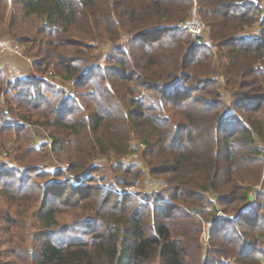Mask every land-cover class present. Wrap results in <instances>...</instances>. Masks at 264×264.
Wrapping results in <instances>:
<instances>
[{"label": "trees", "instance_id": "16d2710c", "mask_svg": "<svg viewBox=\"0 0 264 264\" xmlns=\"http://www.w3.org/2000/svg\"><path fill=\"white\" fill-rule=\"evenodd\" d=\"M260 1L0 0V34L10 32L28 49L36 72L54 69L81 91L71 98L42 80L12 84L0 71L6 94L0 149L14 143L17 162L26 168L23 174L1 167L0 194L17 205L23 187L31 186L35 223L27 229L39 231L28 233L19 213L0 216V264H264V188L243 212L252 188L264 186ZM196 10L218 53L179 26ZM258 23L259 34L240 37ZM107 42L114 45L108 59H82L84 49L93 52V45ZM216 82L233 90L232 100L211 90ZM141 91L154 95L145 98ZM20 121L47 133L55 158L82 181L79 188L68 179L38 184L37 166L25 162L50 153L46 146L30 148ZM135 141L162 187L153 206L104 192L85 178L100 158L116 161L129 175L137 165L123 168L121 159L132 155ZM50 198L85 211L94 199L99 207L84 222L59 226L60 209ZM219 212L222 218L214 219ZM200 216L204 222L214 217L207 254ZM101 224L100 231H88Z\"/></svg>", "mask_w": 264, "mask_h": 264}, {"label": "rangeland", "instance_id": "374dc122", "mask_svg": "<svg viewBox=\"0 0 264 264\" xmlns=\"http://www.w3.org/2000/svg\"><path fill=\"white\" fill-rule=\"evenodd\" d=\"M259 5L264 15V0H261L259 2ZM193 20L199 23H202L204 25V30L198 35H195L191 32L189 33L193 37H195L197 41L200 42L198 44H204V45L211 46L213 52H217L218 50L216 49L214 44H212L210 31L208 27L206 26L205 22L202 20V17L198 14L197 10L192 16H190L184 22H191ZM260 30H261V26H260V23H258L254 27H246L239 35L240 37L242 36L241 35L242 33L243 35H256V34H259ZM126 39L127 37H122L119 43L125 45L127 41ZM93 46H95L96 48L95 50H93V52L92 51L90 52L87 49L83 50L84 54L82 55V59L84 58L89 59L92 57H96L97 59H100L101 62H103L105 61V59H108L109 53L114 48L113 47L114 45L111 42H107V43H103L99 45L95 44ZM77 58L80 59L81 57L77 56ZM1 70L6 72L7 80H9L12 84L20 80L18 76L32 74V77L30 79L42 80V82L45 83V86H47L46 83H48L49 87L57 88L56 86H58V91L59 90L63 91L65 96H70L67 94V93H70L71 98H72L74 94L81 92L79 89H77L74 86L73 81H63L59 76H56V74L53 71L54 69L42 75L36 72L35 58L31 54H29V51L26 47L18 44L15 38L8 31L0 34V71ZM219 82H216L211 90H215V91L217 90V92L221 94V99L228 100V101L232 100V94H234L233 90L231 88L226 87L224 82L223 84L221 83L219 84ZM247 90L248 89H245V91ZM141 94L143 97L149 98V96H151L153 93H147L145 91H141ZM5 100H6V94H4V90L2 92L0 91V109H1V103L3 102L5 103ZM2 121L3 119L0 116V125L4 124ZM18 123L21 126H24L25 129L28 131V133H30L31 139L29 142V146L33 151L40 152L46 146L49 150L48 153H50L48 158L47 157L44 158V156H41V155H38L33 158H30V157L28 158L27 156L29 160L26 161L25 163L31 161L33 164H35L37 166L36 173L41 176V178L38 181V184L39 185H43V184L49 185L51 184V182H54V181L63 183L65 182V180L68 179L70 184H72L74 187L76 186L79 188V186H81L82 184V181L80 182V180H75L74 178H71L72 176H70L67 173V170H68L67 164H62L57 160V158H55L52 152L53 144L50 142V139L47 137V133L39 127H34V125L32 124H28L25 122L23 123L22 121ZM259 146L263 148L262 152L264 154V144H259ZM132 151H133V153H131L132 155H128L127 157H124L121 159V162L123 164L121 166H123V168L124 166L133 167L134 165H137V168H133L132 172L129 173V175H124L123 171H119L120 167L118 165L120 164H117L116 161L111 160L109 158H100L97 160V164H96V167L93 173H90L85 178H87L86 179L87 181H90L91 179L94 180L95 182L92 183L94 187L97 186L98 188H101L102 190H104V192H109L112 195L119 196L120 198L122 197L118 193L120 189L122 190L131 189L133 190V195H130L131 198H133L138 203H147L153 206L154 204H153V201L151 200L156 198V195H155L156 192L162 191L161 189L162 187L157 188V189L155 188L159 184V182L157 181L158 179L156 177L150 175L149 165L145 159L146 151H145L144 146L141 143L135 141L133 142V145H132ZM18 155L19 154L16 152V146L14 143H8L6 145H3L2 149H0V168L4 166L2 165V161L5 160V161H9L11 164L16 165L17 168H19V171L24 174V172L26 171V168L23 167L24 164H20L19 162H17ZM7 168L17 170L15 169L16 167L15 168L7 167ZM32 175H34V173H31V176ZM122 178L130 179V182H132V184L129 185L128 181L126 182ZM80 179L82 180L83 178H80ZM33 180L35 181L36 177H33ZM4 183L5 182L3 180L0 181V190H2L1 186H4ZM5 185H8V184H5ZM30 187L31 186L23 187L22 189L24 190L23 196L25 197H21L22 199H20L17 205L8 204L6 200L4 199V197L0 194V216L1 218L4 217L8 213V211L11 212V217H16L19 213L20 218L23 224L25 225L24 229L28 233L37 232V231H28L29 229H27L30 226H32V224L35 223L34 219L32 218L33 217L32 216L33 207L31 206V204H34L32 201L35 200L36 198H34L35 195H32V191L29 193ZM257 188L263 189L264 186L262 183H260L259 185L253 187L252 189H257ZM103 199L104 197L100 198L101 201L99 202L101 203ZM88 202L91 204L92 208L89 211H85L82 208H77L74 206L67 208L64 206L65 204L64 201L56 199V198H50V201H49V203L51 205H54L55 208L60 209L61 216H60L59 221L61 223L59 226H64L66 224L73 223V222H79V221L84 222L86 221L85 217L87 216L92 217V215H95V210L99 207L97 203L99 202H96L94 199ZM94 207H95V210L93 209ZM110 207L112 206L110 205ZM104 217L105 219H108L106 212L104 213ZM214 217H213L214 219L222 218L220 215H218V213ZM198 218L200 222L204 224L203 232L200 238V245L202 247L203 252L207 254L208 249L212 246L210 245V242H211L210 231L213 226V221H212L213 218H211V220L208 222L203 221L204 220L203 216H200ZM99 221L102 222L101 220ZM91 222H92V218H91ZM76 225L79 227L83 226V225H78V224ZM103 225L104 224H101V227H99L98 225L92 226V229L89 228L90 230L88 231H91V230L100 231ZM1 226H5V223H1ZM58 237L59 239H64L65 237L67 238V236H60V235H58ZM1 238H3L2 235H0V239ZM0 241H4V238L1 239ZM2 248L4 247L1 246V242H0V254H1ZM22 255L24 256V254ZM263 263H264V260H263Z\"/></svg>", "mask_w": 264, "mask_h": 264}, {"label": "built area", "instance_id": "2783aa9c", "mask_svg": "<svg viewBox=\"0 0 264 264\" xmlns=\"http://www.w3.org/2000/svg\"><path fill=\"white\" fill-rule=\"evenodd\" d=\"M179 26L182 29H185L188 32H191V33H193L195 35L200 34L204 30V25L202 23H199V22L195 21V20H193L191 22H183V23L179 24ZM16 50H18V49H16ZM51 143H50V145H51ZM12 167H16L17 168L16 165H12ZM261 191H262L261 188L260 189H258V188L257 189H252L251 190V192L249 193V204L244 209V211H243L244 213L249 212V210L255 205L256 198L261 193ZM118 193L121 196H127V195L130 196V195H133V190H131V189H128V190L120 189L118 191ZM218 215H221V213L219 212Z\"/></svg>", "mask_w": 264, "mask_h": 264}, {"label": "crops", "instance_id": "0c3cea01", "mask_svg": "<svg viewBox=\"0 0 264 264\" xmlns=\"http://www.w3.org/2000/svg\"><path fill=\"white\" fill-rule=\"evenodd\" d=\"M257 35V34H256ZM255 35H242L241 37L244 38V39H249L250 37H254ZM207 44V43H206ZM20 80H29L31 77H32V74L30 75H21V76H18ZM57 89H58V86H56ZM68 95L71 96L70 93H67ZM42 143V142H41ZM2 165H9L12 167V165L14 164H11L9 161H5L3 160L2 161ZM157 189V186L155 187ZM249 204V203H248Z\"/></svg>", "mask_w": 264, "mask_h": 264}]
</instances>
